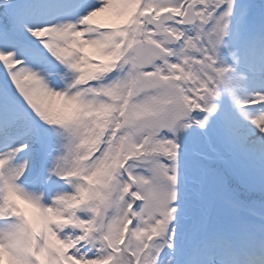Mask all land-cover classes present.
Segmentation results:
<instances>
[{
  "label": "snow or ice",
  "instance_id": "6c2138e0",
  "mask_svg": "<svg viewBox=\"0 0 264 264\" xmlns=\"http://www.w3.org/2000/svg\"><path fill=\"white\" fill-rule=\"evenodd\" d=\"M253 192L264 3L0 0V264H264Z\"/></svg>",
  "mask_w": 264,
  "mask_h": 264
},
{
  "label": "rangeland",
  "instance_id": "374dc122",
  "mask_svg": "<svg viewBox=\"0 0 264 264\" xmlns=\"http://www.w3.org/2000/svg\"><path fill=\"white\" fill-rule=\"evenodd\" d=\"M63 18H61V19H59V20H75L76 19V16L74 15V17H70V18H65V17H67L66 15H61ZM91 51V50H90ZM54 83H56V82H54ZM59 86H62V82H60V84H59ZM251 127V124H250V122H247V124H246V129L247 128H250ZM253 193H247L246 195H247V198H251V195H252ZM252 199V198H251Z\"/></svg>",
  "mask_w": 264,
  "mask_h": 264
}]
</instances>
